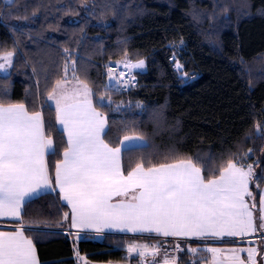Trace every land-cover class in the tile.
<instances>
[{
	"label": "trees",
	"instance_id": "trees-1",
	"mask_svg": "<svg viewBox=\"0 0 264 264\" xmlns=\"http://www.w3.org/2000/svg\"><path fill=\"white\" fill-rule=\"evenodd\" d=\"M65 48L73 52L77 75L93 88L94 104L97 89L107 84L102 62L123 60L125 53L133 62L145 61L146 69L135 71L138 88L101 93L113 104L96 105L112 130L105 137L110 146H120L117 140L134 134L152 145L123 151L125 174L146 153L157 163V153L175 148L184 158L195 161L199 156L197 163L206 177L221 166L220 157L226 160L230 153L252 163L256 175H261L264 138L256 125L264 133V0H0V54L15 51L11 73H0V93H7L0 102L42 111L46 134L57 148L55 157H47L50 174L62 158L66 135L49 127L55 125L56 113L46 100L45 76L51 90L52 81L62 78ZM173 55L183 70L173 68ZM183 72L193 78L185 81ZM126 126L133 131L121 132ZM250 148L253 152L245 160L243 154ZM259 185L253 182L250 188L257 215L264 180ZM64 212L68 207L58 193L23 209L24 224L33 229L26 234L37 247L41 264H78L74 245L92 262L136 264L142 260L128 255L130 244L149 248L159 244L162 251L173 246L168 239L119 234L75 241L63 230ZM263 242L251 245L261 247ZM198 244L187 242L191 247ZM227 244L238 243H220ZM200 256L207 254L186 251L181 261Z\"/></svg>",
	"mask_w": 264,
	"mask_h": 264
},
{
	"label": "snow or ice",
	"instance_id": "snow-or-ice-1",
	"mask_svg": "<svg viewBox=\"0 0 264 264\" xmlns=\"http://www.w3.org/2000/svg\"><path fill=\"white\" fill-rule=\"evenodd\" d=\"M63 51V75L52 81L51 90H48L49 77L45 76L46 100L52 102L56 113L55 125L49 127L56 126L62 137L66 135V146L62 158L54 164L53 174L49 172L47 157H55L57 148L45 132L42 111H29L23 103L0 102V218L18 222V227L12 230H0V264H38L35 244L26 235V231L33 229L24 224L22 213L25 205L56 192L57 188L62 200L70 205V228L77 230L70 234L75 241L90 238L89 230L97 234L105 230L155 234L184 239L185 248L174 243L172 251L187 250L192 255L207 252L209 264H245L241 253L247 254V264H257L258 247H191L186 241L246 237L257 232L264 241V197L257 217L255 197L249 187L253 182L260 187L264 170L257 176L252 163L245 164L237 153H230L226 160L221 156V166L206 177L198 166L199 156L194 161L191 156L184 158L175 148H170L156 154L157 163L146 153L125 174L121 149L147 150L152 145L142 135L134 134L117 140L120 146H110L105 137L112 130L96 105L110 108L111 97L105 99L101 93L119 92L132 86L135 82L132 70L143 69L145 61L133 62L125 53V59L115 63L127 72L106 65L109 82L103 89H97L94 104L93 88L77 75L73 52L67 48ZM14 56V50L0 54V71L7 72L13 66ZM175 66L178 70L183 68L178 61ZM6 95L0 93V99ZM123 103L116 104V108ZM256 129L264 138L259 124ZM120 131L133 129L126 126ZM252 152L248 149L243 158L246 160ZM256 165L259 166V161ZM53 175L56 187H53ZM62 218L68 220V213L64 212ZM160 247L152 246L151 254L155 256ZM126 251L144 257L149 254V245L130 244ZM74 254L78 264H88L75 245ZM163 262L178 264L179 257H169L166 252Z\"/></svg>",
	"mask_w": 264,
	"mask_h": 264
},
{
	"label": "crops",
	"instance_id": "crops-1",
	"mask_svg": "<svg viewBox=\"0 0 264 264\" xmlns=\"http://www.w3.org/2000/svg\"><path fill=\"white\" fill-rule=\"evenodd\" d=\"M50 103L52 104V102H50ZM108 126H109V123H108ZM45 132H46V130H45ZM124 150H126V149H124V148L121 149V155L122 156H123V151ZM122 165H123V160H122ZM53 187H56V185L53 184ZM249 187L251 188V183H250ZM54 193H58L61 203L68 207V216H69V219H68V222H67L68 224L67 225L70 227V220H71L70 205H67L66 202H64L62 200V197L59 194L58 188H57V191L54 192ZM262 197H264V188H263L262 193H261L260 201H261ZM246 199H248V197H246ZM260 207H261V204L259 206V209H260ZM256 208H257V206H256ZM256 210L254 211V215H256L258 217L259 215H257ZM14 222H17V221H14V220H12L11 218H8V217H2V218H0V230H12V229L18 227V225H16ZM256 222H257V224H259V220L258 219H257ZM71 229L77 231L75 228H71ZM89 232H93V231L89 230ZM105 234L132 235V236H140V237H159V236H156L155 234L127 233V232H119V231H115V230H105L104 232L99 233L96 236H102V235H105ZM81 235L83 236V235H85V233H81ZM260 236H261V233L260 232H257V233H254V234L250 235V236H246V237H224L222 240L221 239H213V238L207 239V240H217V241H220L221 240L224 243L239 241L237 245H231V244H227V245H220V244L219 245H211V244H205V243L200 242V241H203V240H198V239H192V240H193V242L199 243L197 245V247L208 246V247H219V248H224V249H230V248H246V247H249V246L258 247L257 245H251V238L260 237ZM260 246L261 247H258V248L259 249L261 248V252L264 251V242L261 243ZM75 249H76V247H75ZM205 253L207 254V256H206L205 261H204L203 264H209V259L208 258L210 256V254L207 253V252H205ZM36 254H37L38 264H41L37 247H36ZM128 255L129 256H134V254H132V253L131 254L128 253ZM260 255L261 254L259 252L258 255H257V257H256L257 262H259ZM81 256L84 257V258H86L88 264H136V263H130V262H123V263L92 262L85 255H81ZM241 258L245 260V263H247V254L246 253H241ZM138 264H164V262L163 261H160V260H157V259H151L149 262L138 263Z\"/></svg>",
	"mask_w": 264,
	"mask_h": 264
},
{
	"label": "built area",
	"instance_id": "built-area-1",
	"mask_svg": "<svg viewBox=\"0 0 264 264\" xmlns=\"http://www.w3.org/2000/svg\"><path fill=\"white\" fill-rule=\"evenodd\" d=\"M170 62H172L173 63V68L175 69V70H178L177 68H176V62H177V60H176V56H172V57H170ZM179 62V61H178ZM180 64H182L181 62H179ZM102 64V66H103V75H104V77H105V80H106V82L108 83L109 81H108V79H107V77H106V65H109V66H113V67H115L116 69H117V71H124V72H127L128 70L127 69H124L121 65H116V63L115 62H108V61H104V62H102L101 63ZM183 69V68H182ZM182 69H180V70H182ZM133 71V70H132ZM184 73V72H183ZM133 74L135 75V73H134V71H133ZM193 78V75H190V76H184V80L185 81H188V80H191ZM139 81H138V79H137V77H136V75H135V82H134V84L132 85V86H130L129 88H127V89H122L121 91H119L118 93H124V92H127V91H130V90H134V89H136V88H138L139 87ZM64 230V232H66L67 234H68V236L71 238V234L70 233H74V230H72V229H70V228H65V229H63ZM169 240H171L172 242H173V246H171V247H169L168 249H166V250H164V251H162L161 249H159V252L155 255V256H153L152 254H151V251L152 250H149V254H147V255H145L144 257H142L143 259H146V258H148V257H159V256H161L162 258H164V256H165V254H166V252H167V254L169 255V257H171V256H173V255H175V256H178L179 257V259H180V256L182 255V254H184L187 250H185V252H179V253H175V252H173L172 251V249H173V247H174V243H179L180 244V246H181V248H185V240L184 239H181V238H176V237H169L168 238ZM190 241H192L191 239H188L187 241H186V243L187 242H190ZM207 242H215V241H213V240H208ZM190 261H196V264H202V259L201 258H199V259H193V260H188V261H186V262H184L183 264H190ZM179 263V262H178Z\"/></svg>",
	"mask_w": 264,
	"mask_h": 264
},
{
	"label": "rangeland",
	"instance_id": "rangeland-1",
	"mask_svg": "<svg viewBox=\"0 0 264 264\" xmlns=\"http://www.w3.org/2000/svg\"><path fill=\"white\" fill-rule=\"evenodd\" d=\"M13 0H5V2L6 3H11ZM146 68L144 67L143 69H133L134 71H136V70H145ZM11 71H12V67L11 68H9L8 70H7V72H3V71H0V73L1 74H3V75H7V74H9V73H11ZM184 73H186V72H184ZM182 76H183V78H184V76H190V74H188V75H183V73H182ZM132 254H134V255H137V253H132ZM261 255H260V258H259V262H257V264H261V259H262V257H264V251H262L261 253H260ZM138 256V255H137ZM245 264H247V263H245Z\"/></svg>",
	"mask_w": 264,
	"mask_h": 264
}]
</instances>
